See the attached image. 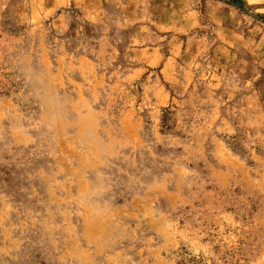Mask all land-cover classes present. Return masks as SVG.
<instances>
[{
    "label": "rangeland",
    "instance_id": "374dc122",
    "mask_svg": "<svg viewBox=\"0 0 264 264\" xmlns=\"http://www.w3.org/2000/svg\"><path fill=\"white\" fill-rule=\"evenodd\" d=\"M0 264H264V0H0Z\"/></svg>",
    "mask_w": 264,
    "mask_h": 264
},
{
    "label": "water",
    "instance_id": "95a60500",
    "mask_svg": "<svg viewBox=\"0 0 264 264\" xmlns=\"http://www.w3.org/2000/svg\"><path fill=\"white\" fill-rule=\"evenodd\" d=\"M241 1L245 2V0H241Z\"/></svg>",
    "mask_w": 264,
    "mask_h": 264
},
{
    "label": "bare ground",
    "instance_id": "6f19581e",
    "mask_svg": "<svg viewBox=\"0 0 264 264\" xmlns=\"http://www.w3.org/2000/svg\"><path fill=\"white\" fill-rule=\"evenodd\" d=\"M254 0H252V2H253Z\"/></svg>",
    "mask_w": 264,
    "mask_h": 264
}]
</instances>
